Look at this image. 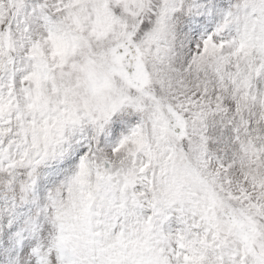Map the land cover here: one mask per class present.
Returning a JSON list of instances; mask_svg holds the SVG:
<instances>
[{"label": "snow or ice", "instance_id": "snow-or-ice-1", "mask_svg": "<svg viewBox=\"0 0 264 264\" xmlns=\"http://www.w3.org/2000/svg\"><path fill=\"white\" fill-rule=\"evenodd\" d=\"M0 264H264V0H0Z\"/></svg>", "mask_w": 264, "mask_h": 264}]
</instances>
